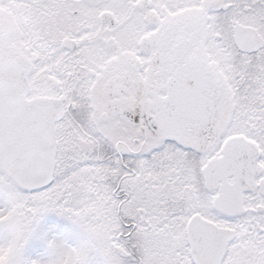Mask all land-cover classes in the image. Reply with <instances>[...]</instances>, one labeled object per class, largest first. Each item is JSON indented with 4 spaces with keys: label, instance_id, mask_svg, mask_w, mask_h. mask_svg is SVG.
Returning a JSON list of instances; mask_svg holds the SVG:
<instances>
[{
    "label": "snow or ice",
    "instance_id": "snow-or-ice-1",
    "mask_svg": "<svg viewBox=\"0 0 264 264\" xmlns=\"http://www.w3.org/2000/svg\"><path fill=\"white\" fill-rule=\"evenodd\" d=\"M0 264H264V0H0Z\"/></svg>",
    "mask_w": 264,
    "mask_h": 264
}]
</instances>
